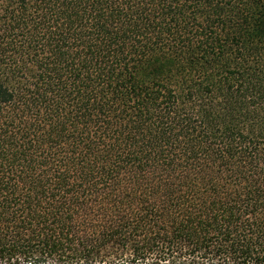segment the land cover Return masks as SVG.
<instances>
[{"label": "trees", "instance_id": "1", "mask_svg": "<svg viewBox=\"0 0 264 264\" xmlns=\"http://www.w3.org/2000/svg\"><path fill=\"white\" fill-rule=\"evenodd\" d=\"M0 264H264V0H0Z\"/></svg>", "mask_w": 264, "mask_h": 264}]
</instances>
